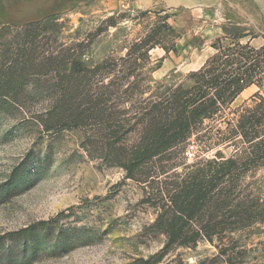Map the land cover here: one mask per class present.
<instances>
[{
    "label": "trees",
    "instance_id": "trees-1",
    "mask_svg": "<svg viewBox=\"0 0 264 264\" xmlns=\"http://www.w3.org/2000/svg\"><path fill=\"white\" fill-rule=\"evenodd\" d=\"M59 19L52 14L22 24L0 22V115L21 113L48 134L84 131L83 146L92 158L98 154L123 167L126 178L142 185L143 200L158 213L147 229L166 236L159 256L208 240L224 263L245 264L236 236L264 223V193L244 183L246 174L264 165V87L258 78L264 45L219 38L216 52L189 75L192 85L146 87L148 53L130 50L119 60L89 66L87 40H63ZM253 84L260 89L230 117L231 105ZM206 120L226 124L217 129V141L235 139L236 155L176 170L169 157L172 147L194 135L203 141L215 131ZM131 133L137 140L130 145ZM51 162L50 152L23 162L0 198L36 182Z\"/></svg>",
    "mask_w": 264,
    "mask_h": 264
},
{
    "label": "rangeland",
    "instance_id": "rangeland-1",
    "mask_svg": "<svg viewBox=\"0 0 264 264\" xmlns=\"http://www.w3.org/2000/svg\"><path fill=\"white\" fill-rule=\"evenodd\" d=\"M52 14L60 16L63 40H87L89 66L108 58L119 60L130 50L148 53L142 75L146 87L192 85L189 75L216 52L219 38L242 43L257 38L256 44H263L256 47L250 42L251 46L264 45V0H193L176 8L160 4L150 8L135 2L109 7L106 0H0L2 23L22 24ZM146 38L148 44L134 47ZM259 62L258 78L264 87V54ZM259 89V84L245 89L228 115L250 102ZM205 123L215 125V131L203 141L194 135L172 147L169 157L176 170L236 155L235 139L217 141V129L226 124ZM85 137L80 130L48 134L21 113L2 112L0 190L23 162H36L46 152L52 162L36 182L0 198V264H228L208 240L159 256L166 236L147 229L158 213L143 200L142 185L126 178L123 167L102 161L98 154L92 158L84 149ZM136 140L131 133L127 143ZM191 145L195 158L189 160L186 153ZM249 182L264 193V165L246 174L244 183ZM236 237L245 264H264V223Z\"/></svg>",
    "mask_w": 264,
    "mask_h": 264
},
{
    "label": "crops",
    "instance_id": "crops-1",
    "mask_svg": "<svg viewBox=\"0 0 264 264\" xmlns=\"http://www.w3.org/2000/svg\"><path fill=\"white\" fill-rule=\"evenodd\" d=\"M106 1L109 7H113V6L118 7L129 2H135L150 8L155 7L157 4L163 5L164 8H176L186 5L187 2H191L193 0H106ZM194 1L198 2L199 0H194ZM256 39L257 38L251 39L250 40L251 44L256 47L261 46L263 43L256 44L255 42L257 41Z\"/></svg>",
    "mask_w": 264,
    "mask_h": 264
},
{
    "label": "built area",
    "instance_id": "built-area-1",
    "mask_svg": "<svg viewBox=\"0 0 264 264\" xmlns=\"http://www.w3.org/2000/svg\"><path fill=\"white\" fill-rule=\"evenodd\" d=\"M194 145H191L188 150H187V153H186V157L187 159L189 160H192L195 158V151H194Z\"/></svg>",
    "mask_w": 264,
    "mask_h": 264
}]
</instances>
